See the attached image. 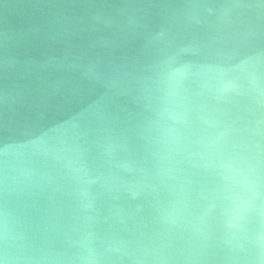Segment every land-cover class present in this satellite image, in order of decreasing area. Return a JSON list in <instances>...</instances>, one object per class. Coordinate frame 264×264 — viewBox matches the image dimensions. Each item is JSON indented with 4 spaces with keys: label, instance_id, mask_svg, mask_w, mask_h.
<instances>
[{
    "label": "water",
    "instance_id": "95a60500",
    "mask_svg": "<svg viewBox=\"0 0 264 264\" xmlns=\"http://www.w3.org/2000/svg\"><path fill=\"white\" fill-rule=\"evenodd\" d=\"M0 264H264V0H0Z\"/></svg>",
    "mask_w": 264,
    "mask_h": 264
}]
</instances>
